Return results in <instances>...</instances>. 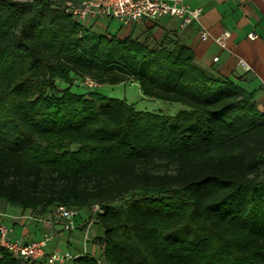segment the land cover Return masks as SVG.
Listing matches in <instances>:
<instances>
[{"label":"trees","instance_id":"obj_1","mask_svg":"<svg viewBox=\"0 0 264 264\" xmlns=\"http://www.w3.org/2000/svg\"><path fill=\"white\" fill-rule=\"evenodd\" d=\"M82 0H0V201L40 217L100 211L76 264H264V111L184 46L96 34ZM136 82L175 117L60 92ZM0 264H21L3 252Z\"/></svg>","mask_w":264,"mask_h":264},{"label":"crops","instance_id":"obj_2","mask_svg":"<svg viewBox=\"0 0 264 264\" xmlns=\"http://www.w3.org/2000/svg\"><path fill=\"white\" fill-rule=\"evenodd\" d=\"M185 3L190 8L202 9L200 20L185 28H181L179 20L170 17L136 25H123L112 19H90L85 27L94 33L100 30L98 34L101 35L146 42L151 47L163 46L169 50L176 45L187 47L195 53L200 67L233 82L247 93H253L255 107L264 111V0H185ZM101 20L116 21L120 27L110 32V25L104 26ZM201 29L207 30L212 38L229 32L228 49H222L212 38L202 41ZM251 33L257 35L254 41L248 39ZM216 58L218 61L215 62ZM240 59L251 71L245 72L238 67ZM12 209L0 201V210L10 216L5 223L13 229L12 240L39 241L48 234L53 237L46 248L48 254L61 251L78 257L90 255L99 258L102 255L103 243L97 237V230L103 229L95 223L93 216L90 217V210L80 209L83 215L77 210L75 229L65 232L63 221L55 216L54 210L37 218L31 212H11ZM18 228H23L24 234L30 228L31 233L22 238L17 234Z\"/></svg>","mask_w":264,"mask_h":264},{"label":"built area","instance_id":"obj_3","mask_svg":"<svg viewBox=\"0 0 264 264\" xmlns=\"http://www.w3.org/2000/svg\"><path fill=\"white\" fill-rule=\"evenodd\" d=\"M63 8L67 14L83 26L90 19H112L123 25H136L147 20L170 17L179 20L181 28H185L194 22H198L202 15V9L190 8L186 5L185 0H82L79 4L67 2ZM199 35L204 42L212 38L205 29H201ZM230 37L231 34L225 32L212 39L222 49L227 50ZM256 38L255 33L248 35V39L251 41ZM216 61L218 58L215 59ZM237 65L245 72L251 71V68L241 59L238 60ZM85 83L89 87L95 86L89 79ZM99 211L98 206L92 210L93 214ZM54 213L59 220L63 221L65 232L75 229L76 210L59 206L54 210ZM7 218L10 216L0 210V259L3 252H7L21 264H76L79 257L69 252L53 251L50 254L47 253V245L53 239L48 234H45L39 241L12 240L13 229L6 225Z\"/></svg>","mask_w":264,"mask_h":264},{"label":"rangeland","instance_id":"obj_4","mask_svg":"<svg viewBox=\"0 0 264 264\" xmlns=\"http://www.w3.org/2000/svg\"><path fill=\"white\" fill-rule=\"evenodd\" d=\"M16 2L20 1H29V0H13ZM101 20V24L104 26H109V31L112 32V30L117 31L120 27V24L116 21H113L110 23V21H104ZM98 31L95 30L96 34H98ZM72 82L71 84H67L64 82H57V86L60 90L66 91L68 90L71 94L80 95V96H91L92 94H98L103 98L106 99H115L120 101H125L128 104H131L134 106L135 110L137 112H143V113H152L167 117H175L177 116L181 111L187 110L186 107H184L181 104H174V103H167L163 101L153 100L145 97L140 88L139 85L136 82L128 83V84H119L115 86L110 85H96L94 87H89L85 81L80 78H77L75 75L71 76ZM14 209V210H13ZM11 212H21L18 208H13ZM81 215H83V212L79 211ZM25 214H29L30 211H24ZM89 215L94 216L92 211H89ZM8 222V221H6ZM30 225H27L29 227ZM23 228H18L17 234L18 236H25L29 233H31V229H27L25 234L22 232ZM98 235L97 237L101 238L103 237V231L98 229ZM22 234V235H21ZM92 234V233H91ZM98 238V239H99Z\"/></svg>","mask_w":264,"mask_h":264}]
</instances>
